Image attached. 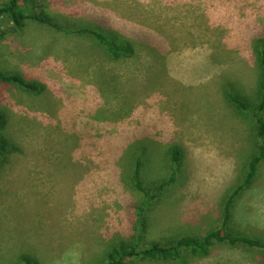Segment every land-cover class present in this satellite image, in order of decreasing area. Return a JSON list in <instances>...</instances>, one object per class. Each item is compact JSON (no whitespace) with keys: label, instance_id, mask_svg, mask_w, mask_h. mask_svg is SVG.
I'll use <instances>...</instances> for the list:
<instances>
[{"label":"rangeland","instance_id":"rangeland-1","mask_svg":"<svg viewBox=\"0 0 264 264\" xmlns=\"http://www.w3.org/2000/svg\"><path fill=\"white\" fill-rule=\"evenodd\" d=\"M41 1L26 0L27 11L39 12ZM50 5L62 30L0 20V71L44 87L36 94L0 82V137L17 147L0 157V264H25L24 256L99 264L122 242L169 244L221 228L226 200L257 149L256 119L227 96L259 107L264 0ZM92 30L119 44L131 40L138 53L112 58ZM173 147L183 154L181 168L159 192ZM138 155L148 158L142 189L130 172ZM147 195L157 196L139 234L125 206ZM231 209L226 231L264 240V163ZM216 243L209 256L187 262L127 264H264L262 248Z\"/></svg>","mask_w":264,"mask_h":264},{"label":"trees","instance_id":"trees-1","mask_svg":"<svg viewBox=\"0 0 264 264\" xmlns=\"http://www.w3.org/2000/svg\"><path fill=\"white\" fill-rule=\"evenodd\" d=\"M52 0H42L40 5L39 12H29L27 11V7L25 6L26 0H0V20L1 19H10L14 26L17 29H23L27 25L28 21H36L40 24H45L50 27L56 28L58 30H62V28L54 21L53 16L50 14L48 8L51 6ZM58 4L56 9L60 11L61 15L66 6L60 1L56 2ZM50 5V6H49ZM54 7V8H55ZM50 9V8H49ZM61 11H63L61 13ZM63 15V14H62ZM88 33H93L94 37L101 43L109 56L112 58H117L121 56H131L138 53L139 48L133 44L131 40L126 41L123 44L116 43L110 40L106 35L92 30L87 31ZM147 45L142 44L143 46L149 47L153 45H149V40L144 41ZM261 62V100L257 111H252L249 108L248 104L243 100L242 96L239 94L229 93L227 99L230 103L236 104L241 109L247 110L251 113V115L256 119V128H255V136H257V149L254 152V155L251 157L250 162L247 166V173L245 178L241 184H239L236 189L229 195L225 204V221L221 228L211 230L207 232L206 236L201 238L192 235H181L179 234L177 240L169 244H160L157 242H153L148 246H141L138 244L142 242V238H139L137 241L133 243H119L116 246H113L110 251L107 253V260L104 263L99 264H127L131 260H156L162 261L165 263L173 262L177 259H180L184 262L188 260H193L198 257H207L211 254L213 247L219 243H230L233 245L243 244L249 247H256L264 249V240L255 239L245 235H235L232 231H226V226L230 223L232 217V205L235 203L237 198L243 193L244 190L250 188L259 178L261 166L264 163V49L261 51L260 56ZM0 82L7 83L13 82L18 87H20L24 91L41 94L43 92V85L38 82L31 81L25 77V75L20 73H5L0 71ZM6 123V119L2 113H0V126H4ZM259 140V141H258ZM128 140L124 141L120 140V146L125 147ZM174 150L168 151V155L170 153L172 171L169 179L165 180L158 187V191L161 192L168 184L175 181L177 175L179 173V169L181 168L182 153L178 147H173ZM17 150V147L12 144L9 139L5 137H0V157L6 160L7 155L11 153L13 150ZM148 162V158L144 156L135 157L134 166L130 169L131 174L134 176L136 181V186L139 189H142L141 178L143 176L144 169ZM0 166V176L2 174ZM157 195H147L146 200L142 204H136L132 202H128L126 204V208L132 209L130 210V216L133 221L135 215L138 220L139 234L144 231L145 227L148 225V217L143 216L145 213V208H149V204ZM141 215V218H140ZM155 222L157 221L154 220ZM153 221V223H154ZM160 224L164 223V220H160ZM43 255L44 260L46 262L48 257L45 256L44 252L40 253ZM25 264H37V260L30 259L27 256L23 257Z\"/></svg>","mask_w":264,"mask_h":264}]
</instances>
